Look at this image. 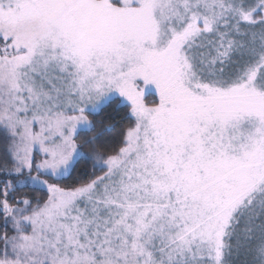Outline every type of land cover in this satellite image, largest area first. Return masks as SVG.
<instances>
[{"label":"snow or ice","instance_id":"snow-or-ice-1","mask_svg":"<svg viewBox=\"0 0 264 264\" xmlns=\"http://www.w3.org/2000/svg\"><path fill=\"white\" fill-rule=\"evenodd\" d=\"M0 264H264V0H0Z\"/></svg>","mask_w":264,"mask_h":264}]
</instances>
